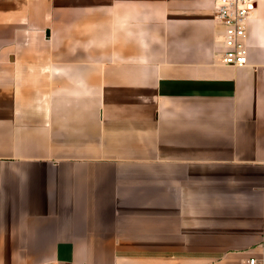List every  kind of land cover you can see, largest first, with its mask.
Here are the masks:
<instances>
[{"label": "crops", "instance_id": "crops-1", "mask_svg": "<svg viewBox=\"0 0 264 264\" xmlns=\"http://www.w3.org/2000/svg\"><path fill=\"white\" fill-rule=\"evenodd\" d=\"M222 45L215 0H0V264L258 255L264 0Z\"/></svg>", "mask_w": 264, "mask_h": 264}, {"label": "built area", "instance_id": "built-area-1", "mask_svg": "<svg viewBox=\"0 0 264 264\" xmlns=\"http://www.w3.org/2000/svg\"><path fill=\"white\" fill-rule=\"evenodd\" d=\"M255 10L256 0H215V20L223 29L221 62L224 65L249 64L247 37ZM244 264H264V236L260 253L249 257Z\"/></svg>", "mask_w": 264, "mask_h": 264}, {"label": "water", "instance_id": "water-1", "mask_svg": "<svg viewBox=\"0 0 264 264\" xmlns=\"http://www.w3.org/2000/svg\"><path fill=\"white\" fill-rule=\"evenodd\" d=\"M47 37H49V31H47Z\"/></svg>", "mask_w": 264, "mask_h": 264}]
</instances>
